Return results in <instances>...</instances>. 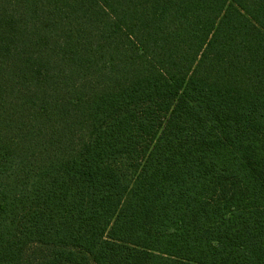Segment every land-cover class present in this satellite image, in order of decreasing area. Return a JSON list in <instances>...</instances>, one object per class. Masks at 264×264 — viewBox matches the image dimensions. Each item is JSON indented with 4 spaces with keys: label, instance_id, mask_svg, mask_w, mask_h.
<instances>
[{
    "label": "trees",
    "instance_id": "1",
    "mask_svg": "<svg viewBox=\"0 0 264 264\" xmlns=\"http://www.w3.org/2000/svg\"><path fill=\"white\" fill-rule=\"evenodd\" d=\"M0 264H264V0H0Z\"/></svg>",
    "mask_w": 264,
    "mask_h": 264
}]
</instances>
